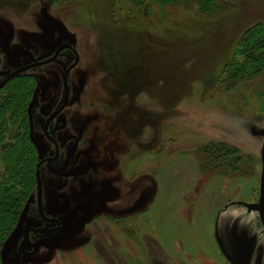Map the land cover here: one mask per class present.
Segmentation results:
<instances>
[{"label": "rangeland", "instance_id": "1", "mask_svg": "<svg viewBox=\"0 0 264 264\" xmlns=\"http://www.w3.org/2000/svg\"><path fill=\"white\" fill-rule=\"evenodd\" d=\"M65 37L79 52L69 75L79 138L71 169L88 170L74 183L53 178L91 199L92 218L45 236L27 264H264V229L250 208L264 140V0H0L8 59L41 57ZM69 59L61 53L29 70L41 78L24 80L28 94L49 75L58 87ZM27 145L21 197L30 223L21 227H41L36 153ZM164 178L182 201L162 219ZM22 210L1 228L0 250ZM194 217L203 252L166 243L169 219Z\"/></svg>", "mask_w": 264, "mask_h": 264}, {"label": "flooded vegetation", "instance_id": "2", "mask_svg": "<svg viewBox=\"0 0 264 264\" xmlns=\"http://www.w3.org/2000/svg\"><path fill=\"white\" fill-rule=\"evenodd\" d=\"M65 38L62 42L52 44L43 56L31 58L28 62H22L18 57L8 59L4 46L0 44V129L6 127L7 112H9L14 122H12V128L18 129L23 126L26 129V135L36 153L35 169L37 163L41 161L39 169L42 186L41 200L37 199L36 190L33 201H35L43 224L41 227H34L32 224L26 225L25 223L21 227L20 224L18 238L7 249V264H9L8 261L10 264L12 263L11 260H8L12 256L11 253H14V264H27L29 261L27 256L35 253L39 241L45 236L58 229L70 230L73 225L79 222H81L79 226H82L92 218H90L93 212L91 199L85 198L80 192L70 193L65 189L62 190L55 181V179H58L64 184L65 181L74 183L83 177L81 175H84L88 170V167L83 170L71 169V161L79 147V138L76 133H72L70 124L71 114L68 107L71 104L72 94L70 92L69 75L79 62V52L71 42V38ZM67 43L71 45L63 47L56 54L57 48ZM74 49L78 53L75 64H73L75 61ZM61 53L70 54V62L64 67L60 75L58 87H54V82L51 79L52 75H49L48 77L51 80L48 77L46 78L45 87L35 85L36 87L34 86L32 92L28 94L29 87H27V82L24 80L33 79L34 81L41 78V76H34L35 73L31 74L28 71L52 63ZM53 55H55V58L51 61L32 65L33 62L44 61ZM68 68V73L64 79V73ZM72 141L74 142L73 148H71ZM43 171L48 174H43ZM44 175L46 178H44ZM46 180H48V187L52 191L49 201L45 200ZM39 208H41L42 214L39 213ZM255 211L264 229L260 214L257 210ZM24 221L30 223L27 215ZM21 240L23 245H20Z\"/></svg>", "mask_w": 264, "mask_h": 264}, {"label": "trees", "instance_id": "3", "mask_svg": "<svg viewBox=\"0 0 264 264\" xmlns=\"http://www.w3.org/2000/svg\"><path fill=\"white\" fill-rule=\"evenodd\" d=\"M258 25L256 26L258 27ZM256 26H252L251 29ZM246 31L248 32V28L244 33ZM260 42V40H256L255 43L257 45ZM12 122L9 112H7L6 127L0 129V248L4 238L2 230L7 228L16 219L20 209L22 210V197L27 195L26 185L30 180L27 175L28 164H23V155L24 150L28 148L27 143H29V147L31 143L26 135V129L23 126L18 129L12 128ZM20 130L22 132H19ZM14 137L15 140H13ZM0 264H2L1 260Z\"/></svg>", "mask_w": 264, "mask_h": 264}, {"label": "bare ground", "instance_id": "4", "mask_svg": "<svg viewBox=\"0 0 264 264\" xmlns=\"http://www.w3.org/2000/svg\"><path fill=\"white\" fill-rule=\"evenodd\" d=\"M50 67H48L46 70H49ZM260 158H261V153H260ZM260 173H261V166H260ZM258 187L260 189V175H259V186ZM175 191L167 185V180L164 178V185L162 189V198H163L162 205L163 206L161 207V209H159L160 210L159 215H161L162 219L163 217H167V216L175 217L176 214L178 213L177 206L180 204L182 200H181V197L180 199L176 197V194L178 195V192H177L178 189ZM258 196H259V190H258ZM258 196H257V199H258ZM169 220L171 222L168 224L169 226H167V228H165V231L163 232L164 239L166 238V240L169 241L166 243H171L172 239L175 238L176 240H179L181 242L192 243L193 248H191L189 253L203 252V250L201 249L202 247H200V244H199L200 241H202L201 239L202 226L199 221V217L191 218L189 223L185 219L178 220V221H173L171 219Z\"/></svg>", "mask_w": 264, "mask_h": 264}, {"label": "water", "instance_id": "5", "mask_svg": "<svg viewBox=\"0 0 264 264\" xmlns=\"http://www.w3.org/2000/svg\"><path fill=\"white\" fill-rule=\"evenodd\" d=\"M70 45H71L70 43L60 45L57 48V50H56V54L63 47L70 46ZM74 53H75V61H74L73 64H75L77 62V59H78V53L76 52L75 49H74ZM55 55H53V56H51V57H49V58H47V59H45L44 61H41V62H36V63L33 62L32 65H36V64H40V63H45V62L51 61V60H53V58H55ZM68 70H69V68L64 73V79L66 78ZM64 82H65V80H64ZM260 153H261V173H260L259 197H258V201L254 202V203H252L250 205V208L253 209V210H257L259 212L260 218H261L262 223L264 225V140H263V143H262V146H261ZM40 163H41V161H39L37 163V165H36L37 199L39 201L41 200V196H42V186H41V179H40V175H39ZM28 207H29V204H26L25 207L22 210V213H21L22 215L20 216V219H19V221H18V223H17V225L15 227V234H14L15 236H14V240L11 242L12 244L15 243V240L18 238V230H19V227H20V224L22 223V221H24L26 219V215H27V212H28ZM39 213L42 214L41 208H39ZM79 225H81V222L73 225L72 227H76V226H79ZM29 228L30 229H34L33 227H29ZM10 244L7 246V248H4V249L1 250L0 258H1L2 264H7L6 263V253H7V249L10 248Z\"/></svg>", "mask_w": 264, "mask_h": 264}]
</instances>
